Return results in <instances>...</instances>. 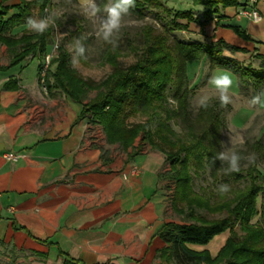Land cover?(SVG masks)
<instances>
[{"label":"crops","instance_id":"0c3cea01","mask_svg":"<svg viewBox=\"0 0 264 264\" xmlns=\"http://www.w3.org/2000/svg\"><path fill=\"white\" fill-rule=\"evenodd\" d=\"M19 2L6 0L0 8ZM261 2L247 0L228 17L227 9L222 19L212 16L207 38L242 44L218 22L241 27L254 39L237 11L255 9L260 20H247L262 25ZM14 13L10 9L3 18ZM189 29L198 32L195 23ZM24 31L22 25L10 34ZM35 58L7 67L9 53L0 44V264H172L160 256L166 245L158 234L171 221L159 177L164 155L149 148L131 161L105 164L101 130L79 119L80 104L42 89L38 58L34 72H27Z\"/></svg>","mask_w":264,"mask_h":264},{"label":"trees","instance_id":"16d2710c","mask_svg":"<svg viewBox=\"0 0 264 264\" xmlns=\"http://www.w3.org/2000/svg\"><path fill=\"white\" fill-rule=\"evenodd\" d=\"M6 0H0L3 3ZM50 0H20L18 4L0 8V44L7 47L9 64L16 65L27 57L40 60L37 74L41 69L43 57L51 44L50 31L38 34L24 31L20 35H11L18 26L25 25L28 17H32L31 9L50 4ZM207 10L202 20L194 17L189 11L174 12L161 0H135V8L130 14L143 18L148 9H162L171 22L159 31L152 26H145L138 36L136 45L132 47L136 60L128 66H121L116 60L117 54L111 52L107 61L112 66L110 74L100 82L83 80L81 76L69 69L65 53L52 60L56 63L54 70H49L45 77V89L49 96L56 91L64 93L73 102L81 105L79 119L87 118L89 123L100 125L106 142L118 144L127 153V161H131L139 152L133 147L136 137L141 136L150 149L164 155L169 170L159 175L161 180H169L174 184L171 205L178 216V221H168L158 231L166 247L160 256L172 264H264V174L256 166L247 170L249 185L245 191L225 200H215L210 192L201 194L193 188V177L208 169L213 181H218V173L225 167V161L217 158L220 153V133L223 120L220 115L219 100L209 101L205 109L198 106L191 118L188 106L189 61L207 60L210 69L219 67L232 71L239 80V93L252 98L264 89V54L258 55L257 64L241 65L236 59L226 55L227 52L240 51L222 39L202 43L194 40L175 39L170 37L172 30H185L189 23H197L200 29L207 26L212 16L222 19L221 14L226 7H239V0H192ZM256 1V0H255ZM245 5V4H244ZM245 8V7H244ZM10 9L16 13L4 19ZM185 19L187 23L177 20ZM216 26L229 28L246 40H251L241 27L228 24ZM173 85V99L178 103V110L173 112L167 108V90ZM8 88V84L6 85ZM5 86V87H6ZM96 94L87 100L89 91ZM250 92V93H249ZM87 100V101H86ZM180 118L185 125L188 141L181 140L170 127L172 118ZM144 117V121L127 124L132 117ZM154 123L151 129L150 124ZM234 180L243 177L241 172L231 173ZM261 197L260 208L256 199ZM207 214H223V217L208 218L197 211ZM260 214L253 227L247 224ZM238 224L244 235L234 232ZM227 231L229 233L224 244L215 256L207 250H195L189 245H206L215 235Z\"/></svg>","mask_w":264,"mask_h":264},{"label":"rangeland","instance_id":"374dc122","mask_svg":"<svg viewBox=\"0 0 264 264\" xmlns=\"http://www.w3.org/2000/svg\"><path fill=\"white\" fill-rule=\"evenodd\" d=\"M25 1L29 2L33 0ZM161 1L164 3L166 8L174 12L189 11L194 17H199L200 20H202L203 14L207 10L200 4H194L192 0ZM245 1L247 0H239V3L244 4ZM49 2L50 4L43 8L35 6L31 9L33 18L41 19L50 16L51 20L54 21V24H52L48 29L50 31L49 37L51 39V44L47 54H50L51 60L44 69V82L47 72L49 70H54L56 66V63H53L52 60L59 57L62 52L67 56L69 69L73 70L77 76H81L83 80L100 82L105 77H107L112 70V66L107 61V55L109 52L112 54H117L116 60L121 66H128L136 60V55L132 47L136 45L141 30L145 26L150 25L155 30L161 31L165 29V27H167L171 22V17L167 16L162 11V9L159 8L153 10L148 9L143 18H137L136 16L129 14L123 18L120 31L114 34L113 38H118V41L117 46L113 47L112 44L106 43L103 40L102 35H98L101 22L106 16V13L101 10L97 16H92L90 8L92 0H50ZM95 2L101 7V9H103L104 5L107 4L109 0H95ZM1 4L2 3L0 2V5ZM261 5H264V2H261ZM226 9V15L228 17V14H232V12L237 9V7H226L223 11H221L222 15H224V11ZM177 21H180L184 24L187 23L185 19H178ZM232 23H237V21L233 20ZM240 23L243 26L249 24V31L252 33V35H254L255 38L246 40L232 31L234 36L239 39L242 44H228L241 50L232 53L226 52L225 54L236 59L241 65L247 66L248 64H252L255 66L258 62V55L264 54V24L255 25L247 19ZM195 25L197 26L198 30L197 33L194 32L192 34L191 30L189 29V31L187 27V29L181 31H170V37L175 39L200 41L202 43H208L209 41H212L207 38L205 33L207 32V29H209L208 24L207 26L204 25L201 29L197 23H195ZM27 31L29 30L27 29ZM80 38H83L82 43L85 47V53L83 57L77 55L74 47L76 40ZM70 46L72 47L71 50H69ZM74 60L77 62L76 66H73ZM37 64L38 59L35 58L32 61V64L29 66L27 72H31V70L34 72V68L37 66ZM221 71H227L232 75L233 86L230 89L232 103L226 107L220 106V115L223 120V128L220 133V153L229 152L230 154L231 152H237L241 155V157H248L251 154H255L256 161L254 164L248 163L247 159H242L240 161V172L242 173L243 177L238 180H234L231 176V173L225 174V170L228 168V163L226 161L224 169L218 173L219 177L216 183L213 181L212 177L209 176L208 169H206L204 173L193 177L192 184L195 192L206 195L210 192L211 194H214L213 197L218 201L229 199L234 195L246 190L249 185V178L246 173L247 170H249L252 166H256V168L262 174H264V108H261L258 105H250L249 101L251 98L240 95L239 80L236 74H234L232 71L219 67L210 69L208 61L204 59L189 61L187 64V75L189 78L187 112L189 117L192 118L195 115L199 106L198 101L201 97L207 96L208 102L218 100V93L209 83V81L214 74H218ZM173 90V85H170L169 89L167 90V108L173 112H176L178 110V103L172 97ZM262 91H264V89H261V92ZM95 94L96 91H89L87 100L93 98ZM170 99L174 101V103L170 102ZM261 100H264V96H261ZM144 120L145 118L141 116L132 117L127 120V124ZM169 124L181 140H189L187 130L185 129L186 124H184L180 118H174L172 115ZM92 125H96L102 132V138H104L105 142H101V144H103L101 155L105 164L110 163L112 160L127 161V153L132 152L131 149H128L125 152L118 144L107 143L102 127L97 124ZM154 125V123L150 124L151 129L154 128ZM133 147L138 152L145 151L146 149L150 148L147 143L143 142L141 136L135 138ZM168 170L169 167L168 163L166 162L163 167V172ZM221 184H228L230 186V191L224 195L219 194L217 189ZM161 186L164 193L167 195L168 218L173 221H178V216L174 212L171 205L172 196L174 194V184L169 180H161ZM260 202L261 197L258 195L256 199L257 209L260 208ZM197 212L206 215L208 218H220L225 215V213L209 215L203 210ZM259 215L260 214L255 215L253 219L247 224V226L249 225L248 227L254 228V224L260 218ZM259 220H261V218ZM261 223L264 225V221ZM233 230L239 236L245 234V231H242L238 224L234 225ZM225 232L215 235L207 243L209 245L192 244L191 246L204 247L205 249L212 248L213 251H218L222 245L218 244V242L226 235Z\"/></svg>","mask_w":264,"mask_h":264},{"label":"clouds","instance_id":"9594fccd","mask_svg":"<svg viewBox=\"0 0 264 264\" xmlns=\"http://www.w3.org/2000/svg\"><path fill=\"white\" fill-rule=\"evenodd\" d=\"M92 16H97L101 10L106 13L100 26V31L98 35H102L103 40L106 43L112 44L113 47L117 46V39H114V34L118 33L122 26V20L125 16L130 14L131 9L135 8V0H109L107 4L104 5L103 9L92 0L90 4ZM54 24L51 17H44L41 19H35L33 17H28L25 22V27L31 31L38 34H44L49 27ZM82 39H77L75 42V50L77 55L80 57L84 56L85 47L83 46ZM71 46L69 50H71ZM51 56L46 57V63L50 62ZM76 61H73V66H76ZM209 83L218 93V100L222 107H226L232 103V97L230 95V89L233 86L232 75L227 71H221L218 74H214ZM261 96H264V91L256 94L249 101L252 106H259L264 108V100H261ZM170 102L174 103L170 99ZM198 105L203 108L208 107V97H201L198 101ZM217 158L221 161H226L228 163V168L225 170V174L238 173L240 172V161L242 159H247L248 163L254 164L256 161L255 154H251L248 157H241L237 152H221L217 155ZM217 191L219 194L224 195L230 191V186L228 184H221Z\"/></svg>","mask_w":264,"mask_h":264},{"label":"built area","instance_id":"2783aa9c","mask_svg":"<svg viewBox=\"0 0 264 264\" xmlns=\"http://www.w3.org/2000/svg\"><path fill=\"white\" fill-rule=\"evenodd\" d=\"M238 15L245 17L253 22H258L260 20V15L258 14V12L253 9V8H241L238 13ZM50 56V54H46V56L44 57V60L41 63V69L39 71L38 74V80L39 83L42 86V89L45 90V85H44V72H45V68L47 67V65L49 64V62L46 63V57ZM5 157L7 159H11V160H16L17 156L15 154H7L5 155Z\"/></svg>","mask_w":264,"mask_h":264}]
</instances>
